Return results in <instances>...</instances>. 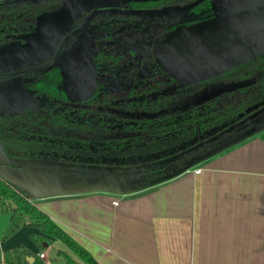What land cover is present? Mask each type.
<instances>
[{"label": "flooded vegetation", "instance_id": "af4514ba", "mask_svg": "<svg viewBox=\"0 0 264 264\" xmlns=\"http://www.w3.org/2000/svg\"><path fill=\"white\" fill-rule=\"evenodd\" d=\"M63 1L47 0L28 6H41L49 2L54 5L59 2L56 8L43 13L46 14L57 11ZM117 1V4L82 9L72 21L70 28L60 33L56 41L54 37L57 33L54 31L49 38V43H55L48 57L30 65L0 71V83H8L0 92V100H2L0 103L2 113L0 147L6 157L85 167H114L116 163L120 167H131L137 165L134 161L140 162L138 165H146L156 161L151 158L144 162L145 159L150 158V155L156 154L159 157L158 161L171 157L217 135L254 112L244 114L242 117L239 115L229 124L222 125L220 129L217 128L215 132L211 130L210 135L204 134L203 139L200 138L201 135H197L194 137L197 138L196 141L191 140L192 142L182 143L173 148L137 156L130 154L132 145L128 144L129 140L144 134L141 128L145 121L158 120L159 122L163 120L162 117L165 114L168 116L169 113L176 114V117L180 118L181 114L199 110L216 98L229 94L223 93L201 104H195L201 94L210 93L217 87L243 81H231L226 79L225 75L228 71L264 53L263 48L257 55L229 70L181 84L155 59V42L163 40L169 32L179 26L190 27L210 22L219 16L227 18L230 14L244 11L245 14L252 15L264 6V0H202L193 7L192 4L198 0ZM7 2L16 3L15 0H0V3ZM253 9L256 11H251ZM161 10L170 11L157 15L156 13ZM139 13H150V15L144 17ZM36 17L34 26L31 28L23 29L21 23L10 27H7L5 22L0 23V47L12 43H27L23 36L35 31ZM247 26L252 27L249 24ZM87 31H90L96 46V52L91 57L95 85L91 93L82 88H72L77 93L81 92V95L72 97L70 90L65 87L59 64L65 56L64 53ZM213 36L212 32H209L198 40L211 48L209 50L219 49L220 53H228L227 51L235 49L231 45H226L229 40L222 36L219 38ZM248 36L250 37L251 34H245L244 38ZM56 60L57 64L54 65ZM13 83H20V89L24 90L22 92L18 86H15L19 90L17 98H11L3 93L5 90L9 91V86ZM159 100L166 105L156 106ZM13 108L22 109L15 112ZM136 114L157 115L150 119H137ZM167 123H160V125L165 126ZM89 126L101 131V134H97L91 142L88 141L87 135ZM247 129L248 127H244L232 131L182 159L135 174L131 173L133 175L119 181L116 188L137 187L164 174H169L178 161L202 154L227 140L228 137L233 139ZM6 140L20 144V148H15L16 145L12 146ZM180 146L184 148L177 151ZM111 148L129 153L121 157L115 156L109 153L108 150ZM175 149L177 152L172 153L171 151ZM127 159L130 165L125 164ZM9 166L20 169L31 168L25 165ZM59 176V183L66 186H87L101 182L96 172L83 171L76 167L59 169ZM121 182L125 184L122 185Z\"/></svg>", "mask_w": 264, "mask_h": 264}, {"label": "crops", "instance_id": "0c3cea01", "mask_svg": "<svg viewBox=\"0 0 264 264\" xmlns=\"http://www.w3.org/2000/svg\"><path fill=\"white\" fill-rule=\"evenodd\" d=\"M47 172L0 165V176L23 189L97 264H264V129L128 193H119L110 178L69 190ZM58 243L71 251L60 241L44 246L69 256ZM11 246L0 243L3 251ZM26 246L33 256L21 264L41 253L33 242ZM50 260L42 259L57 263Z\"/></svg>", "mask_w": 264, "mask_h": 264}, {"label": "rangeland", "instance_id": "374dc122", "mask_svg": "<svg viewBox=\"0 0 264 264\" xmlns=\"http://www.w3.org/2000/svg\"><path fill=\"white\" fill-rule=\"evenodd\" d=\"M117 3V0H64L63 12L68 14L75 12L77 9H88L98 5ZM245 13L244 11L230 14L227 18L219 16V18L210 22L190 27L179 26L174 31L169 32L163 40L155 42L154 57L159 65L168 70L181 84L205 78L239 63L264 48V6L252 15ZM67 21H69V18ZM67 24L68 22H62L57 27L50 29L37 27L34 32L23 36L27 43H12L0 47V71L30 65L48 57L53 47L48 41L51 34L56 29H58L56 31H59L67 27ZM248 24L252 27H248ZM209 32H212L216 38L222 36L224 39L229 40L226 45H231L235 49L227 51L228 53H220L218 52L219 49L209 50L211 48H208L205 44L203 45L198 40L199 37L205 36ZM245 34H251V36L244 38ZM95 52V42L90 31H87L64 53L65 56L59 66L63 72L65 87L70 90L72 97H77L75 96L77 94L81 95V92L77 93L72 88H82L89 93L93 90L95 82L91 57ZM19 84L13 83L10 85L9 91L5 90L3 92L4 95L17 98L19 90L15 86L20 89ZM20 90L24 92L23 88ZM8 223L9 213L0 209L1 236L6 232ZM20 229L3 241L6 246L13 245L8 249L16 247L27 249L26 245L32 243L31 233L29 234L27 230L32 231L33 229L28 227L21 229L26 230V234L25 231H20ZM58 248L67 251L73 260L82 264L77 256L67 250L61 243H58ZM56 249L47 247L40 249L45 255L46 263L51 262L50 259L52 258V261H57L56 264H66L63 257L56 255ZM23 264L26 263L23 262Z\"/></svg>", "mask_w": 264, "mask_h": 264}, {"label": "trees", "instance_id": "16d2710c", "mask_svg": "<svg viewBox=\"0 0 264 264\" xmlns=\"http://www.w3.org/2000/svg\"><path fill=\"white\" fill-rule=\"evenodd\" d=\"M58 4L59 2L54 5L52 2H49L41 6H28L14 2L0 3V20L2 18L0 23L5 22L7 27L21 23L23 29L31 28L34 26L37 15H42L56 8ZM225 77L231 81L254 79L255 83L248 88L222 95L210 104L202 106L199 110L181 114L180 118H177L176 114L169 113L168 116L165 114L162 117L163 120L159 122L158 120L143 121L141 131L144 134L129 140L128 144L132 145V151L131 149L129 151L130 154L134 156L138 154H151L179 146L182 143H188L195 136H202L224 124H229L239 115L244 114L248 108L264 102V53L228 71ZM155 105L163 106L166 103L159 100ZM165 122H168L165 126L160 125V123ZM97 134H101L98 128L88 127L87 135L89 142L93 141L92 138H95ZM6 141L12 146L16 145L15 148H20V144L11 143L9 140ZM108 151L110 154L119 157L129 153L117 148H111ZM187 160L178 161L175 168L169 174H173L181 169ZM10 167L18 168L16 166ZM0 209L3 212L9 213L8 228L2 236L0 235V243L11 237L22 227L33 228L37 232L32 233L30 239L40 249L45 247L44 244L51 242V240L60 241L85 264H97L86 250L70 238L45 213L34 206L26 198L24 192L2 178H0ZM29 255L33 256L24 247H16L4 251L0 248V264H21L23 257ZM57 255L63 257L66 264H79L64 251H58ZM31 264L44 263L37 255Z\"/></svg>", "mask_w": 264, "mask_h": 264}, {"label": "water", "instance_id": "95a60500", "mask_svg": "<svg viewBox=\"0 0 264 264\" xmlns=\"http://www.w3.org/2000/svg\"><path fill=\"white\" fill-rule=\"evenodd\" d=\"M15 1H16V3H19V4L31 5V4H35V3H39L41 1H47V0H15ZM200 1H202V0H198L197 2L192 4V7L195 6L196 4H198ZM81 10L82 9H77L75 12L64 14L63 3H62L61 6L57 9V11H54L52 13L42 14V15L38 16L36 19V24H37L36 28L37 27H46V29H50L52 27L53 28L57 27L62 22H68L67 27H64L62 30H59V31H56L58 29L55 30L57 35L54 37L55 38L54 41H56V39L60 36V33H63L70 28L72 21L77 17V15L80 13ZM170 10H168V11H170ZM165 11H167V10H161V11L157 12L156 14L157 15L158 14H164ZM139 15L147 17L148 15H150V13H139ZM68 18H69V21H67ZM54 43L55 42H53L52 45H54ZM259 52L260 51H257L254 55H252V56L248 57L247 59L240 61L239 63H236V64H234V65H232V66H230L224 70H229L232 67H234L235 65L249 60V58L257 55ZM56 64H57V60L54 63V65H56ZM253 82H254V80L250 79V80H243V81H239V82L230 83V84L224 85L222 87H217L216 89H213L210 93L201 94L196 99L195 104H201V103L208 101L212 98H215V97H217L223 93H231L233 91L245 88V87L251 85ZM7 85H8V83H0V92H2L1 90H4V87ZM1 101L2 100H0V103H1ZM259 106H261V107L259 108ZM13 109L15 110V112H18L22 108H13ZM252 111H254V112L251 113L250 115H248L247 117H245L240 122L231 125L227 129L221 131L217 135H215V136H213L207 140H204V141H202L196 145H192L190 148H188L184 151L182 149L184 148L185 145L180 146L177 151H179V150H182V151L180 153H177V154L171 156V157H168L166 159L158 161L157 159L159 157L156 154L150 155L149 156L150 158L145 159L144 162L149 161V159H151V158L155 159L156 161L153 163L146 164V165H138L140 162L134 161V163L137 165L131 166V167L130 166L120 167L117 165V163H116V166H114V167L113 166H110V167L86 166L85 167V166H72V165H63V164H59V163L42 162V161H38V160H19V159H13V158L6 157L4 155V153L2 152L1 147H0V165H4L7 167H10L9 165H25V166H30L34 170H42V171H46V172L48 171L47 173H54L56 175L58 183H59L58 179L60 178L59 169H61L63 167H73V168L76 167V168L81 169L83 171L96 172L97 175L101 179V182H99L98 184H104L105 182H107V179L110 178L111 180H113V182L115 183V186L117 187V183L119 181H122L123 179H125L129 175H133L131 173L135 174V173H138L139 171H142V170L158 167V166L165 165V164H168L170 162L182 159V158L198 151L199 149H201L207 145H210L212 142L219 140L221 137H223L227 134H230L232 131L238 130L240 128L248 127V129L246 131H244L242 134H240L239 136H237L233 139L228 137L227 140L216 145L214 148H212L206 152H203L202 154H198V155H195V156L189 158L185 162V165L173 174L163 175L161 177L150 180V181H148V182H146L140 186H137V187L117 189V191L119 193L133 192V191H136L138 189H142V188H145L147 186H151L153 184L162 182V181L167 180V179H169L175 175H178L182 172H185L186 170L192 168L193 166L197 165L198 163L204 161L205 159H207V158L223 151L224 149L229 148V147L239 143L240 141L245 140L246 138H249L250 136L254 135L255 133H258L259 131L263 130L264 129V102L261 103L260 105H255L251 108H248L244 114H249ZM244 114L240 115V117H242ZM156 115L157 114H136L135 118H137V119H143V118L144 119L145 118L150 119V118L155 117ZM0 116H2L1 112H0ZM213 131L215 132L216 129H213ZM206 134L210 135L211 132H208ZM205 135L200 136V138L203 139L205 137ZM196 140H197V138L192 139L193 142ZM191 144H193V143H191ZM177 151L175 149V150H172L171 152L175 153ZM125 164L130 165V162L128 159L126 160ZM25 169H30V168L28 167ZM0 178H2V177L0 176ZM2 179L7 181L4 178H2ZM7 182L14 185L16 188H18L22 192H24L23 189L17 187L15 184H13L9 181H7ZM121 183H122V185L125 184L124 182H121ZM59 186L66 187L69 190H70V188L80 187V186H66V185H63L61 183H59ZM26 198H27V196H26Z\"/></svg>", "mask_w": 264, "mask_h": 264}, {"label": "built area", "instance_id": "2783aa9c", "mask_svg": "<svg viewBox=\"0 0 264 264\" xmlns=\"http://www.w3.org/2000/svg\"><path fill=\"white\" fill-rule=\"evenodd\" d=\"M199 172H200L199 169L194 170V174H198ZM114 205L116 206L117 203L115 202ZM37 255H38V257H39L40 259H44V258H45V255H44L42 252H41V253H38Z\"/></svg>", "mask_w": 264, "mask_h": 264}]
</instances>
